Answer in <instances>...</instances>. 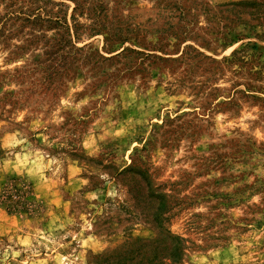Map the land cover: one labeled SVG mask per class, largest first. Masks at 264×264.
I'll list each match as a JSON object with an SVG mask.
<instances>
[{"label": "rangeland", "instance_id": "obj_1", "mask_svg": "<svg viewBox=\"0 0 264 264\" xmlns=\"http://www.w3.org/2000/svg\"><path fill=\"white\" fill-rule=\"evenodd\" d=\"M0 264H264V0H0Z\"/></svg>", "mask_w": 264, "mask_h": 264}, {"label": "trees", "instance_id": "obj_2", "mask_svg": "<svg viewBox=\"0 0 264 264\" xmlns=\"http://www.w3.org/2000/svg\"><path fill=\"white\" fill-rule=\"evenodd\" d=\"M1 200L8 210H15L17 206H22L25 203L18 189H7Z\"/></svg>", "mask_w": 264, "mask_h": 264}]
</instances>
